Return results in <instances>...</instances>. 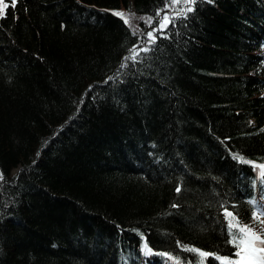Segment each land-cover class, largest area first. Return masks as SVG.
Here are the masks:
<instances>
[{
	"label": "trees",
	"instance_id": "trees-1",
	"mask_svg": "<svg viewBox=\"0 0 264 264\" xmlns=\"http://www.w3.org/2000/svg\"><path fill=\"white\" fill-rule=\"evenodd\" d=\"M6 1L0 264L236 259L225 212L256 230L264 205L234 159L264 164V0Z\"/></svg>",
	"mask_w": 264,
	"mask_h": 264
},
{
	"label": "snow or ice",
	"instance_id": "snow-or-ice-1",
	"mask_svg": "<svg viewBox=\"0 0 264 264\" xmlns=\"http://www.w3.org/2000/svg\"><path fill=\"white\" fill-rule=\"evenodd\" d=\"M171 4H184V5H194L197 3V0H169ZM16 0H12V6H15ZM8 7V4L5 3V0H0V17L5 15V9ZM194 9L192 7H186V9H182L178 15H183L186 19V13L192 12ZM113 15L119 17L123 20L125 25L130 24L129 16L133 15L130 12L124 13L120 11L113 12ZM159 16V12L157 13ZM140 19L144 20L145 23L151 25L152 18L151 17H141ZM173 19L169 16L165 15L159 22V29H165L169 23H172ZM136 32L133 30V35ZM147 36L150 40L155 42V37L153 36V32H148ZM149 49L145 48L143 51H148ZM135 52V49L132 50ZM135 59V56L125 57V60ZM126 65H122L124 67ZM234 159L239 160L241 163L252 164L254 169H258V175L264 179V164H254L251 161L245 160L243 157L235 156ZM0 179H3V175L0 174ZM179 191V189H177ZM231 218L227 221V227L229 230V235L231 236V240L233 247H235L236 251L234 256L236 259L222 258L216 256L215 259L220 261V264H264V228L260 230V232H256L250 225L241 224L236 216L232 212H225V218ZM264 212H254L253 219L258 220L260 223L264 224ZM234 230V231H233ZM144 249L146 254L151 253V249L148 248L147 244L144 245ZM191 252H198L200 257H208L210 254L207 252L199 251L197 249H186ZM199 264H204L203 260L199 261Z\"/></svg>",
	"mask_w": 264,
	"mask_h": 264
},
{
	"label": "rangeland",
	"instance_id": "rangeland-1",
	"mask_svg": "<svg viewBox=\"0 0 264 264\" xmlns=\"http://www.w3.org/2000/svg\"><path fill=\"white\" fill-rule=\"evenodd\" d=\"M5 3L7 4L8 2L5 0ZM128 13L130 12L131 14H133V15H130L129 17H130V22H132V26L133 27H135L136 29H139V26H138V23H139V19L140 18H137V16H135V14H134V12L133 11H131V10H129V11H127ZM170 14H173V13H170ZM170 14H166L167 16L168 15H170ZM148 32H153V36H155V33H154V31L153 30H150V31H148ZM148 32H146V36H147V33ZM148 37V36H147ZM148 41H150V39L148 38ZM17 170H14V172H16ZM260 212H264V205H263V207L261 208V210H258L257 211V213H260ZM261 219H264V217H261ZM254 226L257 228H255L256 230V232H260V230L262 229V228H264V224H262V223H260L258 220H254Z\"/></svg>",
	"mask_w": 264,
	"mask_h": 264
}]
</instances>
